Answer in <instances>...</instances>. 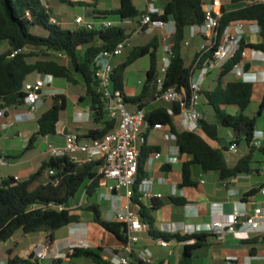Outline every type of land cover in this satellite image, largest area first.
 <instances>
[{
	"label": "trees",
	"instance_id": "trees-1",
	"mask_svg": "<svg viewBox=\"0 0 264 264\" xmlns=\"http://www.w3.org/2000/svg\"><path fill=\"white\" fill-rule=\"evenodd\" d=\"M73 4L70 0H60ZM120 5L112 10L93 11L95 20H107L110 16L121 22L109 28L89 30L76 27L73 30L64 29L61 24L52 23V12L44 0H0V45L8 44L6 51H0V111L10 107L18 108L25 105L24 82L35 73L51 75L54 78L65 79L67 82L78 85L81 80L86 85L87 95L92 97L95 120L100 121L107 117L105 100L99 92L96 61L105 51H111L117 45L132 36L131 28L124 21L135 20L145 10H139L133 0H119ZM214 0H166L160 13L154 14L155 19L175 23V32L172 40L173 58L166 75V87H176L188 91L190 87V70L188 54L185 55L187 31L191 26L202 24L205 17V8L208 2ZM233 9L222 7L220 32L233 22H253L260 28L262 41L250 43L248 47L264 53V2L248 0H231ZM81 4V3H80ZM28 47H39L46 51L59 52L70 59V64H64L43 55L27 52L12 56L15 50ZM160 37L155 35L146 45L135 46L124 63L114 67L113 87L124 93L125 72L134 62L149 56L150 68L146 73L142 92L138 96L128 97L127 103L144 109L151 99H155L153 82L158 74L160 64ZM240 60V55L230 59L220 70L219 79L226 77ZM254 84L242 79L221 82L214 89H204L207 105L216 118L215 122L201 120L202 132L221 147H215L203 137L199 131L192 132L180 129L175 121L180 117L178 105L171 107L158 106L146 111L148 123L146 133L150 130L167 126L181 155H187L189 160L182 165V187L198 186L193 178V167L199 166L204 172H218L221 181L235 178L239 174L249 173L251 164L257 152L264 154V145L257 148L252 145L256 128L257 117L246 114L251 105ZM53 105L38 118V131L32 135L23 154L33 150L40 137L53 136L57 132L62 111L67 108V97L55 95ZM237 107L240 112L233 114L227 107ZM264 109V97L260 104L259 115ZM115 122L106 119L102 130H91L89 138L103 136L110 131ZM219 126L232 132V144L246 145L249 148L247 155L232 167L225 157L228 145L223 144L219 137ZM147 134H144L147 139ZM160 146H146L141 148L140 171L133 200L141 205L139 211L144 223L148 226L151 235L170 241L176 239L184 242V250L180 264H192L195 250L207 245L208 234H193L188 236L161 233L154 229L155 220L149 210L139 201L138 184L146 177L144 164L151 152L160 151ZM98 163L83 165L72 162L68 157H50L43 161L38 170L27 179L15 181L14 184L5 181L0 185V243L10 240L18 231L24 234L45 233L47 242L53 244L56 231L79 223L84 212H91L93 220L104 229L115 235L123 244H127V230L123 223L109 220L103 216L98 203L90 200L103 187V177L98 174ZM170 166V165H169ZM167 166H164L166 168ZM53 171V174L50 172ZM84 190L89 201L79 204L78 194ZM257 193L254 189L247 194L248 198ZM177 205L185 204V199L172 197ZM68 203L77 206L67 208ZM63 206V209H59ZM158 205L154 204L152 209ZM79 211V212H77ZM194 240V243L189 241ZM252 243L251 240L248 241ZM72 258H88L95 264H113L106 256L102 247L87 248L74 247ZM20 256L10 257L8 264H33V260L23 262Z\"/></svg>",
	"mask_w": 264,
	"mask_h": 264
},
{
	"label": "crops",
	"instance_id": "crops-1",
	"mask_svg": "<svg viewBox=\"0 0 264 264\" xmlns=\"http://www.w3.org/2000/svg\"><path fill=\"white\" fill-rule=\"evenodd\" d=\"M74 3H83L88 0H71ZM95 1V0H94ZM217 1V0H216ZM134 2V0H133ZM150 2H154L156 6L160 9L164 6L166 0H145L146 8ZM231 1L221 2L224 4V7ZM94 4H97L95 1ZM136 5V3L134 2ZM137 7V5H136ZM99 9V7H97ZM118 8V7H116ZM113 8V9H116ZM138 8V7H137ZM100 10H112V9H100ZM52 12L53 17H57L54 11ZM77 16H83L82 14H77ZM75 17V18H76ZM88 20H95L94 17H86ZM112 21H117L113 19ZM61 24V23H60ZM63 24V23H62ZM127 27L131 28L132 36H144L145 34L136 35L134 34L136 30V21L125 22ZM173 25L171 23V29ZM189 31V29H188ZM187 31V32H188ZM164 31L156 30L152 32V35L149 39L145 40L144 44H136L135 46H144L146 45L155 35L160 37L161 51H160V64L163 58V49H164ZM171 34L174 35L172 32ZM189 34V35H188ZM186 36V39L190 38V31ZM170 35V38L171 39ZM249 43H259L262 41V37L259 31H256L255 27L250 29L248 33ZM203 42L202 39H194L192 45L186 47V52H188V60L191 64L194 56L196 54L198 46ZM4 51L7 50L8 44L3 43ZM130 49V48H129ZM128 50V49H127ZM127 50L123 55L115 58L113 60L114 67L118 64L124 63L128 56ZM127 56V58L125 57ZM141 59V58H140ZM138 61V60H137ZM134 62L130 65L126 72L135 64ZM248 66V67H247ZM150 68V64L146 69V73ZM221 68L214 69L210 75L207 77L204 83V89H214L219 82L225 84L228 81L242 79L237 74V71L232 69V71L223 79H219V73ZM246 78L253 82L254 90L252 96V102L255 97V89L259 88V104H261L264 97V53L263 52H251L245 63L244 68ZM217 73L216 79H211L208 81V78L212 76L213 73ZM36 75V72L31 74ZM30 77L26 81L32 82ZM54 79L52 78L49 86H47L41 97V103L38 111L34 114L29 113V110L25 105L8 109H4V116L0 118L7 117L6 122L3 121L0 123V144L5 141L4 153L0 151V156L4 157L8 161V165L3 166L0 171V176L2 178V183L5 181H12V178H19V181L27 179L32 173L36 172L40 165L48 158L47 154V144L53 143L56 145H63L65 142V134L67 133H77L83 138L89 137V132L91 130H102L104 128V122L107 117L96 121V114L93 109V100L92 103L84 105L87 98L86 85L84 82H80L78 85L70 84V87H80L81 90H74L69 92L72 100L73 110L69 112V99L65 93L60 92V87L54 88L55 91L49 92L48 87L50 88L53 84ZM243 80V79H242ZM144 80H139L138 83L141 84L143 88ZM154 86V85H153ZM129 87L128 83L124 82V93L128 97H134L140 95L142 92ZM49 93V94H48ZM65 95L67 97V108L62 112H67L66 118H62V113L60 116V121L57 126V132L53 136L40 137L36 143V146L33 150H30L26 153H22L23 150L28 145V142L32 135L38 131V118L48 110L50 107L46 108L47 99L54 98L55 95ZM155 99H151L147 102L145 110H151L158 106L171 107V104L160 101L156 97V92L154 93ZM201 110L204 114V119L210 122L215 121L214 113L211 108L207 105L205 95L202 98ZM133 105V104H132ZM233 107V106H231ZM227 107L226 109L233 113L237 114L240 112L237 108ZM22 108L24 111L19 110ZM138 106L133 105V109H137ZM43 110L40 116L38 112ZM10 111H12L10 113ZM247 114V113H246ZM249 115V114H248ZM252 117H257V128L255 136L262 141L264 145V109L259 115L258 111H252ZM178 125L182 126L180 117L176 120ZM36 122L37 125L34 126L32 123ZM30 123V124H29ZM4 125H7L6 127ZM32 125V126H29ZM170 129L167 126H164ZM183 127V126H182ZM184 128V127H183ZM185 129V128H184ZM147 131V128L144 129ZM199 133L210 141L215 147H221L218 142L211 141L203 132L199 130ZM18 137H23L25 146L21 149V153H17L16 150V139ZM219 137L223 140L224 145H228V149L225 151V157L230 164V166L235 167L241 160L247 155L249 148L246 145L236 146L235 151L230 150V145L232 144V132L227 130L221 134L219 131ZM225 142V143H224ZM146 146H160V152L162 157L157 160H152L150 164H147L148 158L155 152H151L144 164V170L146 171L147 179L153 180V191L155 194H162L161 198H141L140 202L143 203L149 210H151V215L154 216V229L161 233L171 234V235H180L188 236L193 234H208L211 235L208 238L207 245L195 250L192 264H260L264 262V217L262 218L261 225L258 230L252 231L250 237L246 240H240L234 237V235L225 230L222 234L215 233L214 231H209L208 227L216 220L227 221L235 212H242L245 214H252L254 210L258 207L264 208V196L261 194V189L264 187V154L257 152L255 159L251 164V171L249 173L239 174L235 178L221 181L218 172H204L199 166L193 167V178L198 183V186L193 187H182V165L185 161L189 160L190 157L187 155H181L178 147L173 144L171 147L176 150L167 151L166 146L163 142L151 141L147 137ZM170 147V148H171ZM18 150V149H17ZM19 157L20 160L15 158ZM169 158L172 161H169ZM170 165V166H169ZM164 166H167L164 168ZM4 167L5 170L3 169ZM1 183V184H2ZM104 188V187H102ZM102 188L100 190H102ZM256 189L257 193L245 198V194ZM99 190V191H100ZM80 195L76 197V200L79 204H87V200L84 190L81 191ZM106 190L101 192V197L103 198V193ZM172 197H181L185 199V204L177 205L171 198ZM105 199V198H103ZM107 200V199H106ZM123 200H126L123 197ZM109 207H107V212L103 214L104 217L109 220H115L112 218L113 204L111 200ZM91 202V201H90ZM156 204L158 207L152 209L153 205ZM75 204L73 207L75 208ZM135 209L140 211L141 205L138 203L135 206ZM79 212V211H77ZM82 214L83 219L79 223H72L69 226L62 228L55 233V241L52 245L51 258L47 260L45 264H95L94 261H88V258H72L71 253L74 247H89V248H98L102 247L106 256H109L110 252H119L125 253L124 244L112 233L104 229L101 225L94 222L93 217L90 215ZM240 228V225H238ZM245 229V228H242ZM149 232L147 228L141 235V239L137 244L132 246L133 253L131 254V264H143L140 260V255L146 249L151 251V264H180L185 243L180 242L176 239L168 241L169 245L163 247L159 244V240ZM249 240L252 243L249 244ZM194 243V241H189ZM47 243V235L45 233H36V234H24L21 230L18 231L10 240L0 243V264H8V259L14 256H20L23 259H28L33 252L41 245ZM165 250V251H164ZM167 251V254H166ZM177 256V260L173 263L171 256Z\"/></svg>",
	"mask_w": 264,
	"mask_h": 264
},
{
	"label": "built area",
	"instance_id": "built-area-1",
	"mask_svg": "<svg viewBox=\"0 0 264 264\" xmlns=\"http://www.w3.org/2000/svg\"><path fill=\"white\" fill-rule=\"evenodd\" d=\"M248 2H264V0H248ZM222 7L219 0L208 2L203 23L189 28L190 38L186 39L185 46L189 47L197 38L202 39L203 42L198 46L191 63L188 91L165 86L166 75L173 58L172 43L169 38L170 34L175 32V23L155 19L153 15L160 13L161 9L154 2H150L146 12L135 20L124 21V23L136 21L134 32L136 35L152 33L156 30L164 31L163 58L153 85L158 100L179 106L181 110L180 121L187 131L198 132L201 129L200 122L204 119L201 110L203 88L210 73L214 69L222 68L236 55H240V60L234 65L233 69L244 81H249L244 71L249 54L251 52H262L248 47L250 43L247 36L250 29L255 27L256 31L260 32L257 23L233 22L221 34ZM51 22L60 24L55 17L51 18ZM119 23L121 22L112 20H88L84 16H77L74 19V24L77 27L89 30L109 28ZM171 23L173 25L172 29ZM132 39L133 37L127 38L120 42L115 49L103 52L96 61L99 81L98 90L105 100V111L108 119L115 122L114 127L101 137L83 138L77 133H67L63 145L47 144V154L50 157H68L72 162L79 165L86 163L99 164L98 174L102 175L103 187L106 190L102 196L112 201L113 212L111 217L125 225L128 236V242L124 244L125 253L113 251L109 253V258L113 264H131L132 246L140 241L141 235L148 228L139 211L135 209L138 203L133 200L140 171L141 148L147 141L144 136V129L148 126L146 110L140 108L130 110L124 93L113 87V60L123 55L127 49L133 46ZM26 50L27 48L15 50L12 56L24 53ZM52 78L51 75L36 72L34 81L24 82L23 91L29 113L34 114L38 111L42 92L49 86ZM0 116H4V111H0ZM252 145L260 148L262 141L254 136ZM230 150L235 151L236 145L231 144ZM161 157L160 152H155L148 158L146 163L150 164L152 160ZM169 161H172V159L169 158ZM6 165H8V161L0 156V171ZM53 173V171L50 172V174ZM15 180H19V178L16 177ZM109 181H113V184L110 185ZM153 184V180L147 178H144L138 184L139 201L141 198L162 197V194L154 193ZM260 192L264 196V187ZM123 197L126 200H123ZM59 209H63V206H60ZM263 217V207L256 208L252 214L237 211L227 221H214L208 227V230L220 234L221 238L224 231L227 230L235 238L246 240L250 237L252 231L259 229ZM238 225H240V228H238ZM159 244L163 247L169 245L168 241L164 239H160ZM51 252V244L47 242L41 245L35 250L33 264H45L51 258ZM140 260L143 264H151V253L148 249L141 253ZM245 264L251 263L246 262ZM260 264H264V262Z\"/></svg>",
	"mask_w": 264,
	"mask_h": 264
},
{
	"label": "rangeland",
	"instance_id": "rangeland-1",
	"mask_svg": "<svg viewBox=\"0 0 264 264\" xmlns=\"http://www.w3.org/2000/svg\"><path fill=\"white\" fill-rule=\"evenodd\" d=\"M45 4L50 8L51 11H54L56 13V15L58 16L55 17L57 19L58 22L61 23V25L63 26L64 29H68V30H73L74 28H76L77 26L74 24V19L76 17L77 14H82L85 18L86 17H93V11L95 10L96 7H99V9H113L116 7H119L120 5V1L119 0H95L97 1V4H94L95 1L94 0H88L85 1L83 3H65L62 2L60 0H44ZM71 1V0H70ZM208 1V0H207ZM220 2H227L229 0H219ZM73 2V1H72ZM134 2L136 3L137 7L139 10H145L146 9V5H145V0H134ZM222 6H224V4L222 3ZM235 6L232 5V3H228L226 5V8L228 9H233ZM115 17L114 16H110L107 20H113ZM63 23V24H62ZM189 33V31L187 32V34ZM152 33H147L146 35L142 36H135L132 39V43L133 46L136 44H144L145 40L149 39L151 37ZM171 39L170 42L172 43L173 40V34H170ZM189 35V34H188ZM133 47H131L130 49H132ZM128 49V50H130ZM4 47L3 44L0 45V51H4ZM127 50V53L129 54V51ZM161 51V49H160ZM27 53L29 54H39V55H43V54H47L50 56V58L56 59L64 64H70V59L59 53V52H52V51H46L42 48L39 47H28L26 50ZM160 53V52H159ZM188 52L185 51V55ZM127 58V56H125ZM188 58V57H187ZM188 60V59H187ZM150 64V58L149 56H145L141 59H139L137 61V63H135L126 73V82L128 83L129 87H132L138 91H140V89L142 88L141 84L138 83L139 80H146V69L148 68ZM217 73H213L212 76L210 78H208V81H210L211 79H216ZM31 81H34L36 75H30L29 76ZM81 82L83 83V81L81 80ZM58 87H62L61 90H59L62 93H65L69 99V112L70 113L73 110V105H72V100H71V96L69 94V92H73L74 90L80 91L81 88L76 86V87H70V84L65 80V79H54L52 86L49 88L48 90L49 92L51 91H55L54 88H58ZM69 91V92H68ZM259 88L255 89V97H254V101L253 103L250 105V107L248 108V110L246 111L247 114L251 115L252 111H258L260 109V104H259ZM49 94V93H48ZM54 103V99L53 98H48L47 99V104H46V108L51 107ZM89 103H92V97L87 95V98L85 100L84 105H88ZM128 108L130 110L133 109V105L130 103H127ZM231 108H234L231 107ZM237 108V107H235ZM238 109V108H237ZM19 110L24 111L22 108H19ZM12 111H10L11 113ZM43 112V110H40L38 112V116L41 115V113ZM67 112H62V118H66ZM9 119H7V117L4 118H0V123L3 121H7ZM216 121V119H215ZM264 122V121H263ZM30 124V123H29ZM34 126L37 125L36 122L32 123ZM32 126V125H29ZM180 129H184L181 125H178ZM185 130V129H184ZM219 131L221 134H223L226 129L219 126ZM145 134H147L145 132ZM147 137L149 140H153L156 142H163V144L166 146L167 151H173L176 150V148L174 147V149L171 147V145L173 144V137L170 135L168 129L164 126H160L157 128H154L152 130H150V132H148ZM6 144L5 141H3L0 144V151L4 153V145ZM25 146V142L23 137H18L16 139V147L14 150L15 152L18 151L17 153H21V149H23V147ZM171 147V148H170ZM29 153V152H28ZM16 160H20L21 158L16 157ZM6 167H4L3 169L5 170ZM2 183V178L0 176V185ZM109 184H113V181H109ZM104 190V188H102V190L98 191V193L90 200L91 202H95L98 203L101 206V209L103 211V214L105 212H107V207H109L108 205H110V202L107 201L106 199H103L100 195L101 192ZM82 193V192H80ZM79 193V195H80ZM84 216L86 215H90L93 217V214L91 212H84ZM152 213V212H151ZM154 217V216H153ZM165 251V250H164ZM151 253V251H150ZM167 254V251H166ZM152 255V254H151ZM173 263H175V261L177 260V256L172 255L171 256ZM88 261H90L91 263H93L90 259H88ZM138 264V263H135Z\"/></svg>",
	"mask_w": 264,
	"mask_h": 264
},
{
	"label": "water",
	"instance_id": "water-1",
	"mask_svg": "<svg viewBox=\"0 0 264 264\" xmlns=\"http://www.w3.org/2000/svg\"><path fill=\"white\" fill-rule=\"evenodd\" d=\"M248 67V66H247ZM225 143V142H224ZM15 183V181H11V184H14ZM114 194H115V192H114ZM75 205V203H68L66 206H67V208H71V207H73ZM34 256H35V252H33L32 253V255L28 258V259H30V260H33V258H34ZM27 259H25V260H23V262H25Z\"/></svg>",
	"mask_w": 264,
	"mask_h": 264
}]
</instances>
